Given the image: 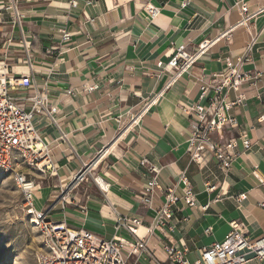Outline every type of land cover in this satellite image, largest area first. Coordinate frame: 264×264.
Instances as JSON below:
<instances>
[{
	"label": "crops",
	"instance_id": "0c3cea01",
	"mask_svg": "<svg viewBox=\"0 0 264 264\" xmlns=\"http://www.w3.org/2000/svg\"><path fill=\"white\" fill-rule=\"evenodd\" d=\"M243 2L249 14H257L248 27L237 26L242 19L237 5ZM148 6L160 9L154 20ZM23 9L24 30L35 37V80L46 84L57 109L56 125L43 116L35 119L52 156L43 172L29 170L37 179L27 175L36 183L37 210L46 211L83 163L96 159L91 183L70 194L65 210L57 204L49 220H66L74 230L111 240L117 214L140 217L148 227L168 189L183 196L182 172L193 184L198 207L179 201L166 232L149 239V255L139 264H170L167 246L185 250L194 263L203 249L224 241L232 221L251 239L264 236V123L258 120L263 109L256 89L244 85L248 100L231 111L239 127L217 135L229 140L245 134L253 145L245 151L239 141L241 156L227 173L209 153L198 164L190 162V120L181 111L200 101V87L223 72L227 60L243 55L250 32L257 43L243 71L261 72L257 89L264 90V0H55ZM205 43L210 45L206 53L173 82L177 71L168 68L171 56L182 51L191 57ZM16 68L29 71L26 65ZM153 101L140 126L128 128L130 116ZM142 160L159 171L161 190L152 207L142 203V191L154 177ZM206 183L215 190L209 192ZM242 194L247 198L238 202Z\"/></svg>",
	"mask_w": 264,
	"mask_h": 264
},
{
	"label": "built area",
	"instance_id": "2783aa9c",
	"mask_svg": "<svg viewBox=\"0 0 264 264\" xmlns=\"http://www.w3.org/2000/svg\"><path fill=\"white\" fill-rule=\"evenodd\" d=\"M53 1L55 0H0V172L13 177L24 198L30 223L42 236L38 264H139L149 255V239L157 231L166 232V226L173 218L174 208L179 201H184L192 209L198 207L194 187L186 171L181 173L178 180L183 186L182 197L176 195L175 189H168L162 205L148 227L144 226L140 217L117 214L115 233L111 240H105L83 229L74 230L66 220H49L57 204H61L65 210L70 194L92 178L99 161L95 159L83 163L57 201L46 211L37 210L36 183L23 172L24 169L43 172L44 163L49 166L52 164L50 145L43 141L36 126V117L43 116L52 124L57 123V109L51 104L46 84L35 80L31 43L35 37L24 30L26 14L23 7ZM237 9L242 16L237 26L248 27L257 16L249 14V7L245 2L239 3ZM146 10L151 20L160 14V9L155 6H148ZM17 31L19 34H16ZM250 36L243 55L237 61L227 60L226 69L215 75L211 82L200 87V101L190 107H181V111L190 120L187 153L191 163H200L204 155L209 153L216 159L219 169L227 173L241 156L238 152L239 141L241 140L245 151H250L253 147L245 134L239 139L217 138L224 129L239 127V122L231 111L246 104L248 96L245 84L256 89L255 97L263 109L258 120L264 123V90L257 89L263 75L256 70L243 71V67L252 62L257 43V36L251 32ZM64 40L69 41L70 36L65 34ZM208 46L209 43H205L191 57L182 51L171 56L168 68L177 71L173 82L206 53ZM20 65H26L28 73L18 71L16 67ZM68 94L72 95L73 92L68 91ZM154 104L156 102L153 101L131 115L128 128L139 127L144 115ZM120 118L117 119L119 124L122 123ZM65 138L62 135V139ZM141 166H148L154 174L152 181L142 191V203L146 207H152L155 192L161 190L157 181L159 171L147 160H142ZM261 183L264 185V173L261 175ZM206 189L213 192L215 186L206 183ZM246 198L247 195L242 194L236 200L240 202ZM260 207L264 212V203ZM82 213L86 214V211L83 210ZM230 228L223 242L203 249L194 263L186 258L185 250L167 246L170 264H264V236L249 238L244 233L243 225L237 221L230 222Z\"/></svg>",
	"mask_w": 264,
	"mask_h": 264
},
{
	"label": "rangeland",
	"instance_id": "374dc122",
	"mask_svg": "<svg viewBox=\"0 0 264 264\" xmlns=\"http://www.w3.org/2000/svg\"><path fill=\"white\" fill-rule=\"evenodd\" d=\"M23 172L38 178L29 169ZM41 247L42 236L30 223L24 198L13 177L0 172V264H38Z\"/></svg>",
	"mask_w": 264,
	"mask_h": 264
}]
</instances>
